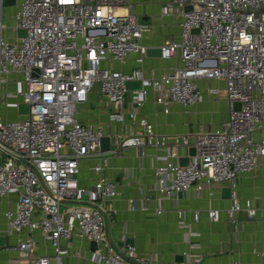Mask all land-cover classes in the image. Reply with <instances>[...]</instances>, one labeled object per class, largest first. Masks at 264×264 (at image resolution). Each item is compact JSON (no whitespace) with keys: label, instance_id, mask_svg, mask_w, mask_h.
Listing matches in <instances>:
<instances>
[{"label":"built area","instance_id":"2783aa9c","mask_svg":"<svg viewBox=\"0 0 264 264\" xmlns=\"http://www.w3.org/2000/svg\"><path fill=\"white\" fill-rule=\"evenodd\" d=\"M163 12L176 15L180 37L161 44L160 57L177 56L180 64L160 76H145L142 70L147 47L141 39L148 27L138 21L130 0H20L14 28L24 29L25 36L15 41L3 34L6 26L0 17V86L12 88L0 102L8 108L28 105L17 120L0 117V197L16 195L15 207L4 212L6 231L39 229L52 250V256H36L30 264H63L67 248L61 242L75 230L89 240L96 264L140 260L134 246L118 248L106 233V201L118 192L102 166H94L97 179L91 188L77 184L82 160L100 154L102 136H112L110 152H116L113 146L135 147L144 156L146 147L155 148L157 213L163 198L176 204L179 194L191 189L228 186L232 203L226 211L236 221L237 177L254 171L264 157V0H168ZM131 54L134 68L114 66L126 63ZM135 80L141 88L128 90L125 83ZM212 80L223 81L229 110L219 127L159 135L140 119V133H122L121 124L134 122L150 92L167 113L172 103L188 107L202 102L200 83ZM95 86L110 108L108 122L121 127L113 135L77 117ZM207 92L218 94V89L209 86ZM234 102L240 103L238 110ZM182 157H188L184 166L179 164ZM246 211L256 214L255 208ZM218 213L208 209L207 217L217 220ZM178 215L186 221L185 210ZM191 217L198 220L199 211L193 210ZM12 249L28 259L34 241L18 238ZM198 261L186 256L180 262H142Z\"/></svg>","mask_w":264,"mask_h":264},{"label":"crops","instance_id":"0c3cea01","mask_svg":"<svg viewBox=\"0 0 264 264\" xmlns=\"http://www.w3.org/2000/svg\"><path fill=\"white\" fill-rule=\"evenodd\" d=\"M19 1L16 0L13 5H4L2 0L0 2V17L6 26L3 34L10 41L20 37L18 29L14 28V16ZM130 2L132 12L148 27L141 39L143 45L147 48H159L165 41L179 39L180 29L176 15L163 12L168 0ZM134 57L135 55L131 54L126 63H116L114 66L128 71L136 65ZM179 64L177 56L162 59L160 56L146 55L141 67L145 76H160ZM223 85L222 80L202 81V102L188 107L172 103L167 113L155 103L154 94L150 92L145 104L139 108L134 122L126 119L125 125H121L122 133H140V119H146L153 131L159 135L193 134L203 129L219 127L228 119L229 114ZM209 86L217 88L218 94H209ZM8 89L12 88L0 86V97L5 96L6 99ZM126 102L129 104V93L126 95ZM212 107L224 108L222 121L208 118L209 114H213ZM109 110L99 87L95 86L87 102L78 108L77 117L83 123L92 127H103L107 133L113 135L115 130H120L121 127L118 123L108 122L106 116ZM10 112L13 113L14 120L22 117L18 108H8L0 102V117L11 121ZM112 149L116 152L83 159L77 184L84 189L91 188L97 179L94 166L104 164V175L115 184L118 192L108 202L105 212V230L115 246L124 248L132 245L136 256L148 262H177L176 257L181 256L183 261L186 256H190L192 259H199L197 264H264V157L259 159L254 171L237 177L236 199L240 209L236 212V221L233 222L228 218L226 211L232 199L222 197V187L205 189L203 192L191 189L179 194L176 204L168 198H163L161 212L157 213L156 193L152 188L155 180V148L146 147L144 156H140L135 147L113 146ZM130 200L134 201L133 209ZM15 201L14 194L0 197V236L5 238L4 245L0 246V264H30L36 256H52L50 243L40 230H23L20 234L7 233L4 212L13 209ZM211 208L219 211L217 220L207 217V210ZM248 208H255L256 214L248 216ZM178 210L187 212L185 222L181 221ZM193 210L199 211L198 220L192 219ZM20 237H30L35 242V248L28 259L19 258L17 251L12 249ZM61 245L67 248V253L62 258L63 264H96L92 258L89 240L79 236L76 230L73 232V238L69 241L63 240Z\"/></svg>","mask_w":264,"mask_h":264},{"label":"water","instance_id":"95a60500","mask_svg":"<svg viewBox=\"0 0 264 264\" xmlns=\"http://www.w3.org/2000/svg\"><path fill=\"white\" fill-rule=\"evenodd\" d=\"M4 5H13L15 4L16 0H2ZM188 9H190V7H186L185 10L187 11ZM141 23V19L138 20ZM142 24V23H141ZM193 31H198L197 29H193ZM18 36L22 37L25 36V30L24 29H18L17 30ZM146 55L147 56H160V49L159 48H147L146 50ZM126 88L128 90H134V89H140L141 88V81L140 80H135V81H127L125 83ZM233 108L234 110H238L240 108V103L239 102H234L233 104ZM28 111V105L26 103H20L18 105V112L22 115L26 114ZM110 147V138L109 136H102L100 138V150L101 151H107ZM189 154H193L194 153V148L190 147L188 150ZM188 161V157H182L179 159V164L180 165H186ZM27 165L28 163L25 162ZM33 170L34 167H32ZM221 195L224 198H229L230 197V189L229 187L225 186L221 188ZM4 236H0V246L4 245ZM175 260L177 262L182 261V257H176ZM131 263L134 264H146L140 260L137 259H130Z\"/></svg>","mask_w":264,"mask_h":264},{"label":"bare ground","instance_id":"6f19581e","mask_svg":"<svg viewBox=\"0 0 264 264\" xmlns=\"http://www.w3.org/2000/svg\"><path fill=\"white\" fill-rule=\"evenodd\" d=\"M134 90H138V89H134ZM122 126L123 125H125V123H123V124H121ZM109 138H110V142H111V139H112V136H109ZM110 148V147H109ZM111 150L110 149H108L107 151H99L100 152V154H98L97 156L99 157V156H102L104 153H109ZM104 163H105V159H104ZM102 166V168L104 169V164L103 165H101ZM184 166V165H183ZM95 171V170H94ZM96 173V172H95ZM97 174V173H96ZM230 189V188H229ZM230 192H231V190H230ZM118 194V193H117ZM116 194V195H117ZM115 195V196H116ZM115 196H113V197H111V198H109V199H107V204H108V202H110ZM130 205H131V207H132V209L134 208V201L133 200H130ZM236 214V213H235ZM39 230V229H38ZM22 232V231H21ZM21 232H18V234H20ZM29 232V231H28ZM42 233V232H41ZM43 234V233H42ZM43 236H44V234H43ZM20 238H24V237H20ZM28 238V237H27ZM30 238V237H29ZM73 238V235L71 236V238L69 239V240H71ZM32 239V238H31ZM33 240V239H32ZM46 240H48V239H46ZM69 240H64V241H69ZM34 241V240H33ZM49 241V240H48ZM34 248H35V242H34ZM34 250V249H33ZM33 250H32V252H33ZM32 252H31V254H32Z\"/></svg>","mask_w":264,"mask_h":264},{"label":"rangeland","instance_id":"374dc122","mask_svg":"<svg viewBox=\"0 0 264 264\" xmlns=\"http://www.w3.org/2000/svg\"><path fill=\"white\" fill-rule=\"evenodd\" d=\"M212 109H213V114H209V119H219L220 121H222V118H223V116H224V113H225V110H224V108L222 107V108H219V109H217L216 107H212ZM9 119L10 120H14L13 119V113L12 112H10L9 113ZM8 116V115H7ZM220 121H218V122H220ZM209 124H211L210 122H209ZM61 207H62V205H61ZM52 262H54L53 260H52Z\"/></svg>","mask_w":264,"mask_h":264}]
</instances>
